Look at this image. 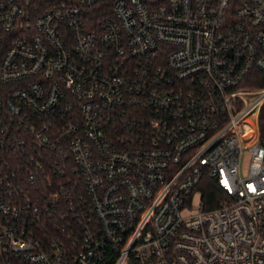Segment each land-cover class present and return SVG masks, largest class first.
<instances>
[{
    "label": "built area",
    "instance_id": "1",
    "mask_svg": "<svg viewBox=\"0 0 264 264\" xmlns=\"http://www.w3.org/2000/svg\"><path fill=\"white\" fill-rule=\"evenodd\" d=\"M0 36V264H264V0H0Z\"/></svg>",
    "mask_w": 264,
    "mask_h": 264
},
{
    "label": "trees",
    "instance_id": "2",
    "mask_svg": "<svg viewBox=\"0 0 264 264\" xmlns=\"http://www.w3.org/2000/svg\"><path fill=\"white\" fill-rule=\"evenodd\" d=\"M4 36H0V63H1V60H2V57L4 56V54L6 53V51L8 50V46H9V43L3 39ZM256 77H261L260 74H256L255 75ZM264 86V77H263V80H259V81H255V82H252V83H248L245 85V87L247 88H251V89H257V88H261ZM3 89L2 85L0 84V91ZM261 142L264 146V109L262 111V115H261ZM207 196L208 198H218L220 196V192L218 190H216V188L214 190H210L208 191L207 193Z\"/></svg>",
    "mask_w": 264,
    "mask_h": 264
},
{
    "label": "rangeland",
    "instance_id": "3",
    "mask_svg": "<svg viewBox=\"0 0 264 264\" xmlns=\"http://www.w3.org/2000/svg\"><path fill=\"white\" fill-rule=\"evenodd\" d=\"M253 145H255V141H251V140H244V147L246 150H248L250 147H252ZM251 161V154L249 152H247L244 157H243V173H247V168L250 164Z\"/></svg>",
    "mask_w": 264,
    "mask_h": 264
}]
</instances>
